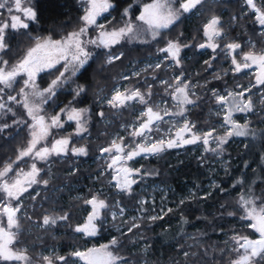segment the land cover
<instances>
[{
	"label": "trees",
	"instance_id": "obj_1",
	"mask_svg": "<svg viewBox=\"0 0 264 264\" xmlns=\"http://www.w3.org/2000/svg\"><path fill=\"white\" fill-rule=\"evenodd\" d=\"M150 2L151 0H135V2L134 0H113L115 7L111 10V23L107 24L109 29L122 26L124 22L122 13L129 4L133 5L130 10L131 18L139 24L140 22L135 21V17L139 15L142 5ZM177 3L179 4V1ZM262 4L264 7V0ZM32 6L37 11L38 22H29L30 27L26 30L8 29L6 31L9 50L0 55L9 62V66L24 55L25 50L32 46L35 37L51 35L54 39H59L66 33L78 29L82 24L80 17L83 15V5L79 0H32ZM214 15L220 17L225 36L223 39H218L220 47L215 52V59H212L210 55L211 67H208L207 64L202 63V51L197 48L206 40L203 26ZM177 39L182 45H188L181 50L179 66L167 58L160 68L152 66L139 75L131 77L128 85L129 88H138L142 92L147 91L150 86L152 97L149 103L151 105L156 104L159 99H169L171 90L168 85L176 82L174 75H184L187 80L195 83L196 91L193 96L196 103L187 111V115L195 122L198 130L206 131L213 126V120H215L212 109L216 100L212 95V90L225 91L229 88H236L241 82L245 83L242 74L230 73V63L225 55L224 45L238 41L242 44V52H248L252 43L256 51L264 49V32L260 31L255 14L245 11V0H205V3L199 5L197 9L183 14L181 19L164 31L157 40L146 44L122 41L115 45L111 52L113 54L123 53V56L112 64L105 62L109 50L97 48L85 67L86 70L83 69L73 79L72 84L76 83V88L59 91L47 104L45 111L50 114L57 113L64 103L71 102L77 108L90 106L96 114L100 110L107 113L109 117L118 113L113 109H101L98 106V98L104 93H111L121 77L126 73L130 74L132 64L137 65L138 61H146L150 57L167 56L159 49L166 47L168 40ZM170 61L173 62L172 66ZM57 69L62 71V66H58ZM226 70L229 71L227 74H225ZM57 75L59 71L56 69L44 72L40 75L39 82L46 86ZM216 76L221 78L216 79ZM163 80L168 83H162ZM22 84V79H19L14 88L4 94V99L7 100V96L11 94L17 96V100H21L22 97L18 93ZM78 86H82L85 91L76 96ZM261 88L264 89V86ZM249 96L254 102L255 109L249 113L251 128L253 127L259 133L255 138L242 141L235 147L227 145L226 150L221 152L223 156L230 159L227 170H221L217 174L213 173L208 167L210 166L209 161L214 160L215 155L199 162L197 158L202 153L200 150L191 157L187 154L190 151H184L178 159H173L174 152L168 151L161 157H156L158 159L154 156L142 162L151 168L152 174L154 173V176H150L147 182L161 181V183L173 186L171 195H169L172 211L162 219L155 221L150 219V215L153 214V208H160L159 199L152 203L141 204L138 203V196L141 193L129 194L121 192L118 188H111L113 183L110 179V171L103 173L102 166L105 165L103 160H95L101 149L109 145L121 123L129 122L132 108L120 110L122 111L118 113L120 116L116 114L113 121L108 124L97 114L89 127L90 137L84 134L75 135L73 124L66 120V128L61 131L55 130L52 140L59 136L70 137L69 147H86L87 155L77 156L69 152L64 157L52 156L47 163H39L42 169L40 179L48 180L49 183L46 186L42 183L33 185L23 197V213L19 215L22 227L18 247L27 248L32 264L40 260L38 257L40 249L45 246L58 247L56 255L66 256L72 264L77 263V258L69 255L71 252L84 247L98 246L115 236L113 230L106 231L107 226L100 222H98L99 231L96 238L74 231L77 225L84 222L85 208L88 206L84 201L95 195L106 200L109 208L120 202L121 205L138 210L141 208L143 211L141 222L145 230L137 227L131 233L120 235L118 253L125 258L127 264H142L143 259L147 261L145 264H231L235 252L230 250L229 243L225 241L227 235L235 231H240L242 233L240 235L247 231V234H252L249 229H246L247 231L238 230L235 226L242 223L240 217L243 213L237 203L239 197L243 194L264 199V135H262L264 133V104L261 103L262 95H256L255 90L250 92ZM72 97L75 98L72 100L70 99ZM8 105L13 108L16 116L8 114L0 119V123L12 124L14 119L20 117L29 119L20 105L15 102H8ZM138 106L144 108L140 103ZM240 120L243 118L240 117ZM28 133V128L20 125H13L4 133H0V168L6 162L15 160L17 150L27 144ZM172 159L173 162L170 163ZM139 163H134L133 166L137 167ZM27 165L26 160L21 161L18 165H14V170ZM12 175L14 172L11 173ZM213 179L216 183L205 197L192 201L188 196L186 197V192L190 187L203 188ZM77 185L80 188H74ZM77 194H80V197H76ZM157 195L161 199L162 193L157 192ZM183 195L186 198H183ZM1 201L3 200L0 199ZM13 202L16 203V201ZM109 208L104 210V216L110 212ZM230 212H234L235 215H228ZM56 214H68L69 219L57 222L51 227L39 228L42 225L43 216ZM140 230H143L142 234H139ZM191 234L196 236L195 239L188 237ZM137 235L141 236L144 241H148L146 255L143 254L142 248L137 250L131 248L132 238ZM190 244L193 246H189ZM181 245L182 248L178 249ZM189 248L190 255L186 258L184 253ZM54 262L62 264L59 261Z\"/></svg>",
	"mask_w": 264,
	"mask_h": 264
},
{
	"label": "snow or ice",
	"instance_id": "obj_2",
	"mask_svg": "<svg viewBox=\"0 0 264 264\" xmlns=\"http://www.w3.org/2000/svg\"><path fill=\"white\" fill-rule=\"evenodd\" d=\"M79 2L83 5V15L80 17L82 24L78 29L66 33L59 39H54L51 35L35 37L32 46L28 47L24 55L11 66L0 55V93H4L5 89H13L18 82L17 78L23 77V86L19 88L18 93L22 99L17 100V96L9 94L7 101L20 105L29 118H16L12 124L0 123V133H4L13 125L27 127L29 130L26 146L17 150L15 160L6 162L0 168V194H2L0 199L4 201L0 204V264H32L27 248L18 247L22 227L18 213L22 207L21 198L33 185L42 183L46 186L49 183L48 180L40 179L42 169L37 166L36 161L47 163L52 156L67 155L69 152L77 156L87 155L86 147H69L70 137H62L48 142L49 137L53 135L52 130L62 128L63 122L60 114L51 116L41 114L43 112L42 105L48 103L56 95L57 90L68 83L69 77L65 76V73L71 69V75L74 76L81 69H85L93 57V52L89 50V46L108 49L105 62L107 64L114 63L123 56V53L113 54L111 52L115 45L122 41L146 44L157 40L162 35V30L170 28L181 19L183 14L197 9L199 5L205 3V0H179V7L174 6L176 0H151L150 3L142 5L139 15L135 17V21L140 22L139 24L131 18L130 10L133 5L129 4L122 13L124 21L122 26L111 29L98 20L115 7L113 0H79ZM245 2L254 11L256 22L264 26V9L258 7L255 0H245ZM0 9H7L10 14L9 19L0 20V54H2L9 50L6 30H26L30 27L29 22H38V14L32 6V0H0ZM13 11L19 14H12ZM108 23L110 24L111 21ZM90 29L95 31L94 37L89 36ZM203 33L207 38V43H202L199 47L201 49L211 48L215 52L220 47V44L216 42L217 38L223 39L225 36L220 17L212 16L203 26ZM184 47H188V45H182L179 39L168 40L166 47L159 49V51L166 53V58H170L175 65L179 66L181 64L180 53ZM224 48L232 56V65L234 66L232 71L234 73H240L255 65L257 74L255 75V84L251 87L264 86V50L257 52L255 45L250 44L248 52L237 53V50L241 49V45L235 42L225 44ZM233 53H237L240 59L238 60L237 55ZM205 64L211 67L210 61H205ZM57 65H61L63 71L57 69ZM160 67L159 63L155 65V68ZM52 69L59 71V75L51 80L48 87L41 89L36 83L37 75ZM135 75H139V73H135ZM123 78L127 79V77ZM220 78V76H216V79ZM162 83L167 84L168 82L162 81ZM237 87L242 86L237 85ZM251 87L243 88L240 92L228 91L226 94L212 90L216 103L222 108L227 105V108L224 109L223 124L230 125V127L224 136L213 137V132L216 131L214 128L198 134L193 131L196 128L195 123L185 119L183 125L177 128L175 136H161L156 139H153L152 133L160 131V122H164L165 117L185 116L189 110L186 106L195 105L196 101L191 98L195 96V93L190 91L189 84L183 83L180 77H176V85L170 93L176 101L173 107L179 109L176 112L169 111L167 107L161 108L158 104L150 105L149 101L152 97L150 86L145 92L138 88L125 89L124 91L115 88L111 98H105L111 108H125L129 102L133 101L144 106L138 118V124L133 125L132 131L129 133L133 138L132 143L126 145L124 137H117L111 141L109 147L101 150L102 153H115L111 156V163L107 165L108 168H112L116 172L113 177L116 180L115 187L121 192L131 193L132 185L137 183L134 176L140 175L141 170L126 165L128 161H132L141 154L157 155L167 149L195 144L198 141H202L206 151L215 152L217 151L216 148L208 147L210 138L217 142V148L227 143L228 138L233 136L255 138L256 131L249 128L248 121L240 124L233 119L234 112L248 113L255 110L251 96L245 98V93L250 92ZM26 89L30 91H26ZM84 91L82 86H78L75 94L79 96ZM69 103L71 104V102ZM261 103L264 104V98L261 99ZM89 111L85 108L78 109L68 106L60 109L61 113L67 114L69 121L76 122L77 131L75 135L78 136L87 131L86 125L89 119L87 114ZM8 114L13 117L16 116L13 108L0 96V119ZM217 114L219 115V113ZM98 115L103 117L104 113L100 112ZM186 133L190 135L186 137ZM137 137L140 138L139 141L135 139ZM26 158L32 161L27 165V170L22 167H17L14 170V165L25 161ZM118 164L120 167L117 168L116 165ZM13 172L14 175L10 176L9 174ZM151 174L143 173V175ZM13 201L17 203L14 204ZM84 203L91 205V211L86 221L77 225L74 231L87 236H95L99 227L97 222L103 223L102 212L108 209L109 205L104 199H99L95 195L91 199H86ZM140 203L144 204L145 202L141 200ZM237 203L243 213L240 219L249 221L247 227L257 233L258 236L255 239L240 234L231 237L235 245L232 250L238 253L237 258L232 260L231 264H264V199L254 195L242 194ZM123 211L124 209L121 208L120 212ZM168 211L171 212L172 210L168 209ZM111 215L114 220L117 218L116 212H112ZM228 215L233 216L235 213L230 212ZM162 218L161 216L150 217L153 221ZM68 219V214L45 215L42 218L41 226L51 227L56 225L58 221H67ZM135 227H139V225L133 224L128 231L131 232L132 228ZM119 243V239L114 237L109 244L101 245L99 248H89L86 251L75 250L69 255L78 258L84 264H122V262L127 264L125 258L118 253ZM189 255L188 252L184 253L186 258ZM191 255H195V253H191ZM41 259L45 264H54V261L68 264L67 258L59 255L42 256Z\"/></svg>",
	"mask_w": 264,
	"mask_h": 264
},
{
	"label": "rangeland",
	"instance_id": "obj_3",
	"mask_svg": "<svg viewBox=\"0 0 264 264\" xmlns=\"http://www.w3.org/2000/svg\"><path fill=\"white\" fill-rule=\"evenodd\" d=\"M177 1H179V0H176V3L174 5L175 7H179V4L177 3ZM255 2H256V4H257L258 7H261L262 9H264L263 4H262V0H255ZM111 10H110L109 13H105L104 16L100 17L99 20H98V22L105 23L107 25L108 22L110 21V19L112 18ZM245 11L246 12H249V13H254V11L250 8V6H248L246 4V2H245ZM12 14H19V13H15V11H13ZM9 16H10V14L8 13L7 9H0V20H7V19H9ZM257 24H258V22H257ZM258 26L260 27V31L261 32H264V26H261L259 24H258ZM166 30L167 29L162 30V33L164 31H166ZM95 35H96L95 31L93 29H90L89 30V36L90 37H94ZM218 39L219 38H217V41L216 42L219 43V40ZM232 42L239 43L241 45V47H242V44L240 42H238V41H232ZM132 43L135 44V43H139V42H132ZM203 43H207V38H206V40ZM229 43H231V42H229ZM252 44H254V43H252ZM96 49L97 48L94 47V46H89V50H91L93 52V54H94V52H95ZM197 49H199V50L202 51V56H203L202 63H205V61H207V60L210 59L209 58L210 55L212 56L211 57L212 59H213V57L216 56V53L215 52L219 48H217L215 52H213V50L211 48L201 49L200 47H198ZM241 49H238L237 50V53H241L242 52ZM222 50H224V48H222ZM224 51H225V55L229 59V63H230V69H229V71H230V73H234L232 71V69L234 67L232 65V56L228 54V52H227L226 49ZM259 51H261V50H259ZM259 51H257V52H259ZM237 53H233V54L234 55H237V59L239 60L240 59V56ZM166 59H167L166 56H164L162 58L161 57H157V58H151L150 57V59H148L146 61H138L139 63L137 65L136 64H132V66L130 68L131 70H129L130 71V74L129 73L124 74L121 77V80L111 90V93H108V94L107 93H104L102 96H100L98 98V106H100L101 109H106V110L113 109V110H117L118 113H121L122 111H120V110H123L125 108H132V113H130V115H129V122H122L121 123V126H120L119 130L113 135V138L111 139V141L113 139L117 138V137H124V143L126 145L132 143L133 138L129 135V133L132 131V126L138 124V122H139L138 121V118L140 117V113H141V111L144 108H140L138 106L139 103L133 101V102H129V105L127 107H125V108L114 109V108H111L107 104L105 98H111V95L113 94V90L115 88H119L121 91H124L125 89H133V88H129V85H128L129 82H128V80H130L131 77L135 76V73H139L140 74L145 69H147L149 67H152V66H155L157 63H159L160 65H162L163 62L166 61ZM90 60H89V62H90ZM170 65L172 66L173 65V62L170 61ZM58 66H61V65H57V67ZM62 71H63V68H62ZM81 71H83V69H81L80 71H78L74 76L71 75V69L69 70L68 73H65V76L69 77L68 83L64 84L61 88H59L57 90V92H56V95H57V93H59V91H61L63 89H69L70 90L73 87L76 88V86H77L76 83H73L72 84V81L75 78V76H77ZM229 71L225 72V74H227ZM45 72H47V71H45ZM42 73H44V72L39 73L37 75V77H36V83H37V85H39V87L41 89L48 87V85L50 84L49 83L46 86L41 85V83L39 82V77H40V75ZM236 74H242L243 77L245 78V83L244 82H241V83L238 84V85H240L242 87H236L234 89H230L229 88V89H226L225 91H218V90H216V91L219 92L220 94H226V92H228V91L240 92V91L243 90V88H249V87H251L252 85L255 84V75L257 74V69H256V66L253 65L251 68L244 69L240 73H236ZM123 77H127V79H124ZM176 77H180V79H181V81L183 83H188L189 84L190 91H192V92H194L196 94V91H195V83H192L190 80H187L184 75H179V74L178 75H174V80L175 81H176ZM19 79H22V81H23L24 78L23 77H18L17 78V81H19ZM163 81H165V80H163ZM169 85H172V87H169ZM169 85H168V88L171 90L170 91V93H171L173 91V88L176 85V82L175 83H171ZM22 86H23V84H22ZM261 87H263V86L251 87V91L250 92H252V91L255 90V94L256 95L259 96V94H260V95H262V98H264V89L261 88ZM11 90L12 89H5L6 92L0 93V96H2L3 99H4V94L7 93L8 91H11ZM26 91H30V90L26 89ZM250 92L245 93V98H247L249 96V93ZM54 97H52V99H50L48 101V103L42 105L43 112L41 113V114L46 115V116L60 114L61 121L63 122V127L62 128H59V129H53L52 132H54L55 130L61 131L62 129L66 128V126H65L66 120L69 121L68 118H67V114L60 112V109L61 108H65L66 106L77 108L75 106V104H73V103L70 104L68 102V103H64L57 113L50 114L49 112L45 111V108H46L47 104H49V102L54 99ZM74 98L75 97H72L70 99L73 100ZM191 98L194 99L193 96ZM4 101L6 102L7 100L4 99ZM8 102H11V101H7V103ZM156 104H158L161 108L167 107L169 109V111L176 112V111L179 110L178 108L173 107L176 104V101L172 98V96L169 97V99L168 98L167 99H159V101ZM192 106H194V105H188L186 107L188 109H191ZM81 108H85V109H89L90 110L89 113L87 114V116L89 117L88 122H87V125H86L87 131L83 133L86 137H90V134H89L90 124H92V121L95 119V116H97L98 113H100V112H103L104 113V111L103 110H100L96 114L90 106H82V107H80L78 109H81ZM226 108H227V105H225L224 108H222L220 105H218L215 102V105H214V107L212 109L213 110L212 115L215 118V120H213V124H212L213 126L209 127L204 132H208V131H210V130H212L214 128L216 131L213 132V137H215V136H224L225 135L226 130L230 127V125H224L223 124L224 109H226ZM256 112H257V110H256ZM118 113H115V114L111 115L110 117L107 116L108 115L107 113L106 114L104 113V116L103 117L100 116V117L103 119V121L105 123L108 124L109 122L113 121V118ZM217 113H219V115ZM249 113L250 112H248V113H244V112H234L233 113V119L235 121H237V123H240V124H243L245 121H248L249 122V128L250 129H253V127L251 128V120H250ZM117 116H120V114H118ZM240 117H242L243 120H240ZM185 119H187L190 122H193L188 117L187 112L185 113V116H175V115H173V116H167V117H165L164 118V122H160V131L159 132H153L152 133L153 139L160 138L161 136L167 137L168 135L175 136V132H176L177 128H179V127H181L183 125ZM69 122L73 124L72 128H73L74 132L76 133V131H77L76 122L75 121H69ZM193 123H195V122H193ZM173 125H175V126H173ZM169 129H170V132H169ZM193 131L196 132V133H198V134L199 133H204L203 131H200L197 128L193 129ZM258 133L259 132L256 131V136L258 135ZM189 135L190 134H187V133L185 134L186 137H188ZM52 136L49 137V140H48L49 143L52 141ZM59 138H62V137L59 136L56 139H59ZM249 138H252V137L251 136H249V137H236V136L230 137V138H228V142L225 143V144H223L220 148H217V142L214 139L210 138L208 147L209 148H216L217 151H215V152H213V151H206L205 150V145H203L202 141H198L195 144H187V145H184L182 147L167 149L166 151H164L162 153H159L157 155L141 154L140 156L135 157L132 161H128L127 162V165H126V166H129V167H132V168L140 169L141 170V174L140 175L134 176V179H136L137 183L133 185V190L131 191V193H133V192L134 193L135 192L141 193V195L138 196V203H140L141 200H143L145 203H152L156 199H159L158 200V203L160 205V208L159 209L153 208V214L150 215V217H152V216H161V217H164L166 215L165 213H167V214L170 213L168 211V209H171L172 210V206L170 204L171 202H170V199H169V195H171V191L173 189V186L172 185H167L164 182H163L164 183L163 184V183H161V181H159V182H155V181L147 182V181H149V177L150 176H154V173L151 174V175H143L144 172L152 173V171H150L151 168L149 166H147V164L142 163V162H144L145 160H148V159H152L154 156H155V158L158 157V156L161 157V155L163 153L168 152V151H173L174 153L172 155L173 156L175 155L173 157V159L174 158L178 159V157L182 153H184V151H190L187 154L189 155V157H191L192 155H195L197 151L200 150V151H202V153L197 158L199 162L200 161H204L209 156L211 157L212 155L213 156L215 155L214 156V160L209 161L210 162V166L208 167V169L211 170L213 173H216L217 174L221 170H227V168H228L230 159L228 157L223 156L221 154V152H224L226 150L225 148L227 147V145H231L232 147H235L236 145L241 144L242 141H248ZM135 139L137 141L140 140L139 137H137ZM110 144H111V142L106 147H109ZM106 147H103V148H106ZM114 154H115L114 152L113 153H102V151H101L99 153V155L97 156V158H95V160H98V159L103 160V163L105 164V165L103 164L104 166H102V172L103 173H106V172L108 173L110 171V173H111L110 179H111V181L113 183L111 185V188H116L115 187L116 180L113 179V177L116 175V172H115L114 169L108 168L107 165L109 163H111V156L114 155ZM64 156L65 155H61V157H64ZM156 159H158V158H156ZM173 159L170 161V163L173 162ZM26 161H27L28 164H30L32 162L30 159H27V158H26ZM137 162H140V163L137 164L138 165L137 167L136 166L134 167L133 166L134 163H137ZM165 162L166 163H169L167 161H165ZM36 163H37V166L39 167V163H41V161H36ZM116 167L118 168V167H120V165L118 164V165H116ZM24 168H25V170H27V166L24 167ZM9 175L11 176V173ZM163 181H166V180L163 179ZM215 183H216V180L213 179L209 184H207L203 188L200 187V186L190 187L187 190V192H186V197L188 196V198L191 201L192 200H195L196 198L201 199V198H203V197L206 196V194L210 191V189L213 188V186L215 185ZM75 187L80 188V186H78V185L77 186H74V188ZM31 189L32 188H30L29 190H31ZM135 189H137V190H135ZM157 192L162 193L161 199L158 197ZM25 195H26V193L23 195V197H25ZM79 195L80 194H77L76 197H80ZM23 197L21 198V201H20L21 204L23 203ZM182 197L183 198H186L185 195H183ZM98 198L99 199H102L100 197H98ZM3 202L4 201H1L0 204H2ZM13 203L15 204V202H13ZM121 208L124 209V211L122 213L120 212V209ZM85 209H86V213H85V216L83 218L84 222L86 221V218H87L89 212L91 211V205H88L87 208H85ZM109 209H110V212H107L105 216L103 215V214H105L104 213V210L102 212L103 223L108 228V229H106V231L107 230L108 231L109 230H113L115 232V236L111 237L109 239V241L106 242V243H101L98 246L84 247V248H81V249H78V250H80V251H86L87 249L93 248V247L99 248L101 245L109 244L110 241L114 237L115 238H118L120 240V235L127 234V233H131L135 228H137V227L132 228V231L129 232L128 229L130 227H132L133 224H137V225H139V227L141 229L145 230L143 228L144 224H143V222H141V220L143 218V215H142V212L143 211L141 210V208L138 210V209H135L133 207L121 205L120 202H118L117 204L115 203L112 206H110ZM22 210H23V208L21 207V210L18 213V215H20L21 213H23ZM105 210H107V209H105ZM112 212H116L117 213V218L115 220L112 218V215H111ZM56 215H50V216H56ZM109 220H111V222H108ZM58 222H60V221H58ZM248 223H249V221L242 220V223L241 224H238L239 226L238 225H235V226H237V229L238 230H246V229H249L250 231H252V234L251 235H250V233L247 234L248 231L246 230L247 232H245L243 235H247L250 238L255 239L258 236V234L255 233L252 229H250V228L247 227V224ZM36 227H37V225H36ZM39 228H44V227L39 226ZM143 230H140L139 231V234H142L143 233ZM98 231H99V227H98ZM240 233H241L240 231L239 232L238 231H235V232H232L229 235H227V237L225 238L226 239L225 241L227 243H229V245H230V250L231 251H233L232 249L235 246L234 245V242L231 239V237L233 235L240 234ZM85 236H87V235H85ZM97 236H98V232H97V234L95 236H88V237L96 238ZM188 237L189 238H192V239H195L196 236L194 234H191ZM132 240H133V242L131 244V248L132 249H135V250H137L139 248H142L143 254L146 255L145 252L148 251V241H144V239L141 236L138 237V235L135 236V237H133ZM189 246H193V244H190ZM180 248H182V245L178 247V249H180ZM190 248H189V250H185V251H187L188 253H190ZM58 250H59L58 247L45 246L44 248L40 249V254L38 255V257L40 258V260H38L37 262L36 261L33 262V264H45V262L41 259V257L42 256H54V255H56V253H57ZM237 256H238V253L235 252L234 259H236ZM64 257H66V256H64ZM67 261H68V264H72V262H70L68 260V258H67ZM59 262L62 263V264H64V262H61V261H59ZM146 262H147L146 259H143L142 260V264H145ZM54 264H58V263L57 262H54ZM75 264H84V262L81 261V260H79L77 258V263H75Z\"/></svg>",
	"mask_w": 264,
	"mask_h": 264
}]
</instances>
